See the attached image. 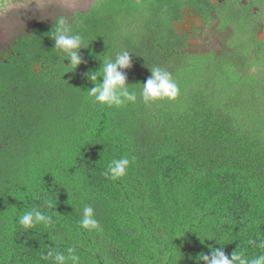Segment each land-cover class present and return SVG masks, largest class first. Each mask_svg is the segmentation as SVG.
Masks as SVG:
<instances>
[{
    "label": "trees",
    "instance_id": "16d2710c",
    "mask_svg": "<svg viewBox=\"0 0 264 264\" xmlns=\"http://www.w3.org/2000/svg\"><path fill=\"white\" fill-rule=\"evenodd\" d=\"M184 4L99 0L63 17L88 45L74 72L50 38L60 17L0 47V264H54L48 252L69 249L79 264H198L221 246L264 254V34L230 8L198 12L213 27L184 34ZM124 51L136 100L96 103L86 73ZM153 69L169 73L174 98L143 100ZM121 158L127 175L106 176ZM85 206L99 230L80 226ZM33 207L50 227L19 225Z\"/></svg>",
    "mask_w": 264,
    "mask_h": 264
},
{
    "label": "clouds",
    "instance_id": "9594fccd",
    "mask_svg": "<svg viewBox=\"0 0 264 264\" xmlns=\"http://www.w3.org/2000/svg\"><path fill=\"white\" fill-rule=\"evenodd\" d=\"M54 41V49L59 50V55L63 59L68 60L67 66L63 64L65 73L74 72L77 66L82 62L79 55L81 48H87L83 36L74 32L69 22L60 17L53 28L52 36ZM101 64L98 70L89 71L86 76L94 85L89 90V95L94 101L108 107H121L128 102L136 100V94L129 90V84L126 83V76L123 69L131 67V57L127 51L118 54L115 59L105 58L100 60ZM150 77L143 82L142 98L145 102L155 101L157 99H172L177 95L178 89L174 81L170 78L169 73L160 69L150 71ZM101 78L98 81L97 78ZM131 161L128 158L112 160L107 167L106 176H110L113 180L121 179L127 175L128 167ZM47 208H53V201L46 200ZM19 225L27 230L36 228L37 225H43L48 228L52 224V215L44 212L36 207L23 212L19 216ZM80 226L86 230H99V223L94 217V210L91 206H85ZM212 238H209L211 240ZM264 249V240L259 245ZM210 255L200 254L197 262L203 264H264V254L254 257H248L244 251H233L226 256L223 246L220 248H209ZM47 258L52 260L54 264H79L80 257L75 253L74 249H69L67 255L52 250L47 254Z\"/></svg>",
    "mask_w": 264,
    "mask_h": 264
},
{
    "label": "rangeland",
    "instance_id": "374dc122",
    "mask_svg": "<svg viewBox=\"0 0 264 264\" xmlns=\"http://www.w3.org/2000/svg\"><path fill=\"white\" fill-rule=\"evenodd\" d=\"M97 1L99 0H5L0 2V47H4L5 42L20 32H26L34 25H41L61 16L69 18L74 12L84 13ZM206 24L208 28L213 27L210 21ZM204 26L202 31L208 34V29ZM218 27L223 28L222 21L218 23ZM188 43L202 47L205 39L191 38Z\"/></svg>",
    "mask_w": 264,
    "mask_h": 264
},
{
    "label": "flooded vegetation",
    "instance_id": "af4514ba",
    "mask_svg": "<svg viewBox=\"0 0 264 264\" xmlns=\"http://www.w3.org/2000/svg\"><path fill=\"white\" fill-rule=\"evenodd\" d=\"M186 4L181 7V18L176 23L178 28L185 33H190L194 29L200 31L204 26V15L207 13V18H218V9H231L237 15H243L248 18L250 25L252 24L255 33V38L260 40L264 34V0H183ZM197 3L198 8H193L190 3ZM228 7V8H227ZM249 25V24H248ZM204 32V31H203Z\"/></svg>",
    "mask_w": 264,
    "mask_h": 264
}]
</instances>
